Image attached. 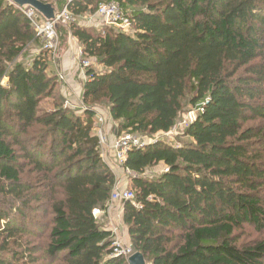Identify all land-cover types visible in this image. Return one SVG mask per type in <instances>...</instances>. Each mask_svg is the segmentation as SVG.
<instances>
[{
    "label": "trees",
    "instance_id": "1",
    "mask_svg": "<svg viewBox=\"0 0 264 264\" xmlns=\"http://www.w3.org/2000/svg\"><path fill=\"white\" fill-rule=\"evenodd\" d=\"M52 1L77 18L113 1L130 30L60 29L104 70L86 69L78 115L34 28L0 0V264H128L110 257L113 236L92 216L116 183L95 107L107 108L116 137L148 138L196 110L186 140L126 156L133 253L145 264H264V0ZM157 165L160 175L142 177ZM249 229L261 237L240 241Z\"/></svg>",
    "mask_w": 264,
    "mask_h": 264
},
{
    "label": "rangeland",
    "instance_id": "2",
    "mask_svg": "<svg viewBox=\"0 0 264 264\" xmlns=\"http://www.w3.org/2000/svg\"><path fill=\"white\" fill-rule=\"evenodd\" d=\"M49 2H54V1H50V0H47ZM55 3V2H54ZM60 9L57 8V12L59 11ZM94 15H83L81 17H73V21L72 22H68V23H65V24H59L60 25V29H62V26L63 27H69L72 23H78L79 25H88V26H91V27H95L96 30H98L99 32H102L103 29H106V28H111L109 26H106L104 25V23H102L100 20L98 19H94ZM94 20V21H93ZM93 21V22H92ZM59 29V31H60ZM114 29V28H112ZM115 30V29H114ZM58 32V42H59V46H58V54L56 55V57L54 59H51L49 56V61H50V65H49V68H48V72L49 73H54L56 78H57V83L59 84L60 86V92H61V95L64 97V87L66 85V82H65V73H64V70H63V56L65 54V51L66 49H68L69 45H73L74 46V51H75V57L74 59L72 60V62H74V65H75V69L78 70V73L82 74V77H83V80L85 81L87 79L86 75H85V71L87 68H93V70L95 72H103V68L102 67H99L97 65H94L93 64V61L89 58H86L85 56H83V53H82V50H81V47L79 45V43L74 39L72 38L70 35H68L67 33H65L64 31L59 33ZM40 45V44H39ZM71 47V46H70ZM42 48V47H41ZM37 47L35 48H32L31 51H37ZM81 54V55H80ZM87 60L90 64V66H88L87 68H84L81 64V61H85ZM4 82V80L2 81ZM75 84L77 85V87L79 86V84L75 81ZM80 87V86H79ZM78 87V88H79ZM82 88V87H81ZM81 95V93H80ZM70 97H73V98H70ZM64 107L70 109L71 111L75 112L76 114L78 115H81L82 111H84L85 107L84 105L81 103V100H77L75 99V96H73V94L71 96H69V100L67 101L66 98L64 99ZM52 104H51V101L50 100H45L41 103V108L43 110H51L52 109ZM96 108V112H97V115L95 116L94 118V123L96 125V134L98 133V131L101 132V134L103 135L104 139L106 140V144L105 146L103 147H100V155L102 156V159L106 157V149H107V139H108V135L112 136V142L113 144H115V142L119 139L120 137L122 138V136H125L126 134L123 133L121 134L119 137H116L113 130L115 129V123H113L109 116H108V110L107 108L105 107H101V108ZM195 116H196V110H194L193 108L191 109L190 107H187L184 112L180 115L179 119H178V122L175 126V128H173L172 130H170L168 133H157L151 137H142L140 135H137L136 137L141 140V141H144V142H147V141H152V140H162L163 142H166L168 144H173V145H177L179 144L180 142L186 140L183 138L182 136V131L183 129L185 128L186 124L189 122H192L194 119H195ZM109 129V130H108ZM107 130L108 132L110 133H107ZM108 134V135H107ZM118 138V139H117ZM111 146V149L114 151L113 149V145ZM114 156H115V151H114ZM112 167H113V171L116 173L117 169L121 171V175H119V177H121V179L124 180L125 182V185H123V187H121V189H127V190H132L135 192V190L132 188V186L130 185V176L131 174L130 173H127L124 169H120L119 165L117 164L115 158H114V163H112ZM164 171V168L162 165H157V166H153L149 169H147L143 174H142V177H145V178H154V177H157L158 175H160L162 172ZM118 176V175H117ZM115 205L111 206V210L113 208H115V210L118 209L117 213L114 215L116 218H112L111 217V214L109 216H105L102 217V218H97L99 219L98 222H99V225L104 228V229H107V228H111V227H114L115 230H116V234L118 235V239L123 242V244H127L129 246L130 243H129V240H128V237H127V232H126V227L123 225L122 223V204H117L116 207H114ZM121 214V215H120ZM106 215V214H105ZM101 217V216H100ZM110 228L108 229L110 231ZM111 232V231H110ZM112 234V232H111ZM240 236V241H244L245 243H248V242H251V241H254L256 239H259V234L252 231V230H245L244 232H239L238 234ZM263 235V234H261ZM112 236L114 237V234H112ZM146 264H149L148 262Z\"/></svg>",
    "mask_w": 264,
    "mask_h": 264
},
{
    "label": "built area",
    "instance_id": "3",
    "mask_svg": "<svg viewBox=\"0 0 264 264\" xmlns=\"http://www.w3.org/2000/svg\"><path fill=\"white\" fill-rule=\"evenodd\" d=\"M25 19L31 24L34 28L36 37L40 40V44L42 46V50H44L51 59H54L58 54V32L55 30V24H65L73 21V15L68 10L67 6L63 7L61 10L57 12L54 21L48 22L44 20L40 14L29 7L18 8ZM94 16L99 18L104 25L109 26L111 28L127 32L130 30L129 22L127 18L124 16L120 7L113 1L100 3ZM81 55V54H80ZM81 64L84 68L90 66L87 60L81 61ZM189 123V122H188ZM187 123V124H188ZM186 124V125H187ZM99 142V147H103L106 144V140L100 131L96 134ZM118 139V138H117ZM152 141H141L136 136L131 134H126L125 136L120 137L119 141L117 140L115 144H113V149L115 151V160L119 167L122 168L123 163L126 160V156L128 152L131 150H140L143 149L147 144L153 143ZM102 158V156H101ZM129 173L128 171H126ZM134 193L132 190L127 189H118L115 187L112 189L110 193V197L108 202L105 205L103 210L99 208H95L92 211V216L97 219L103 214H105L111 206L115 204H123L124 202H130L133 206L138 207L134 203ZM114 237L111 243V253L110 257L112 258H124L128 259L131 255H133V251L131 246L127 244H123L118 239V235L116 234V230L114 227L110 228Z\"/></svg>",
    "mask_w": 264,
    "mask_h": 264
},
{
    "label": "crops",
    "instance_id": "4",
    "mask_svg": "<svg viewBox=\"0 0 264 264\" xmlns=\"http://www.w3.org/2000/svg\"><path fill=\"white\" fill-rule=\"evenodd\" d=\"M95 18L94 19H98L100 20L99 18H97L96 16H94ZM94 21V20H93ZM92 21V22H93ZM101 21V20H100ZM71 46V47H70ZM75 57V51H74V46L73 45H69L68 49H66L65 51V54L63 56V70H64V73H65V82H66V85L64 87V98H66V100L68 101L69 100V96H71L73 94V96H75V99L79 100L80 99V93H81V87L84 83V80H83V77H82V74L78 73V70L75 69V65H74V62H72V60L74 59ZM75 81L79 84V88L77 87V85L75 84ZM70 98H73V97H70ZM109 130V129H108ZM107 130V133H110L108 132ZM108 135V134H107ZM112 136L108 135V139H107V149H106V157L103 158V161L105 162V164L109 167V169L111 170V172L113 173V175L115 176V180H116V187L118 189H121V187H123V185H125V182L123 179H121V177H119V175H121V171L117 169L116 173L113 171V165L112 163H114V151L111 149V146L113 144L112 142ZM120 169L123 170V168L120 167ZM118 175V176H117ZM123 189V188H122ZM118 204V203H117ZM117 204H115L114 207L117 206ZM122 208V206H121ZM118 209L115 210V208H113L111 210V208L105 213L103 214L101 217L99 218H102L105 216H109L111 214V217L112 218H116L114 215L117 213ZM121 215V214H120ZM122 216V215H121ZM110 228V227H109ZM107 228V229H109Z\"/></svg>",
    "mask_w": 264,
    "mask_h": 264
},
{
    "label": "water",
    "instance_id": "5",
    "mask_svg": "<svg viewBox=\"0 0 264 264\" xmlns=\"http://www.w3.org/2000/svg\"><path fill=\"white\" fill-rule=\"evenodd\" d=\"M10 4L18 7L25 8L29 7L36 11L41 17L48 21H54L57 15V7L54 2L43 3L38 0H7ZM60 25L55 24V30L59 31ZM128 264H145L143 257L139 253H134L127 259Z\"/></svg>",
    "mask_w": 264,
    "mask_h": 264
}]
</instances>
